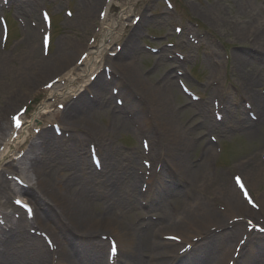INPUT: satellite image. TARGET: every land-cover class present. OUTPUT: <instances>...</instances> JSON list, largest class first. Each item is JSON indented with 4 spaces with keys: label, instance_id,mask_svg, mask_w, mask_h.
<instances>
[{
    "label": "bare ground",
    "instance_id": "bare-ground-1",
    "mask_svg": "<svg viewBox=\"0 0 264 264\" xmlns=\"http://www.w3.org/2000/svg\"><path fill=\"white\" fill-rule=\"evenodd\" d=\"M136 1L124 0L120 16L107 20L106 15L100 24L98 46L89 43L73 46L82 50L80 54H85L79 66L76 63L80 54L75 58L77 50H68L64 41L57 39L55 49L44 57L41 46L38 55V31H23V39L13 52L18 73L8 75L15 89L14 97L4 103L16 106L24 92L41 87L38 84L41 77L56 73L44 82L43 85L52 83L48 99L30 123L45 118L57 124L61 132L43 128L28 141L25 127L12 139L14 133L8 117L1 111L0 215L4 226L0 225V264H110L108 242L101 240V235L111 237L116 243L117 254L112 264H227L235 252L239 232H246L244 223L257 219L254 209L247 206L234 185L225 178L224 184H220V174L219 178H211L207 168L208 160L212 159L210 143L202 145L204 152L199 163L190 160L188 154L195 149L198 137L195 126L177 127L176 119L181 112L171 104V74H164L161 81L151 82L149 75L135 69V62L143 56L136 44L139 28L149 22L139 19L131 26L122 49L115 52L114 42L124 32V23L133 22L131 4ZM8 3L20 10L23 3L30 4V0H8ZM98 3L95 0L92 8ZM106 9L109 12L110 7ZM92 10L81 6L72 22L83 26L98 22V15L95 20ZM253 10L254 7L246 20L241 21V16L235 20V36L240 43H249L251 48L244 54L235 52L231 64L232 72L240 76L239 91L256 120L250 122L244 108L241 110L238 104L233 106L232 90L226 91V98L220 99L215 108H221L227 122L237 115H234L235 110L241 113L242 120L235 121L246 126L245 135L259 139L264 137L261 132L264 95L254 90L258 78L250 69L256 60H264V19ZM19 44L24 46L17 51ZM165 59L160 55L155 67L164 64ZM14 60L0 55V67ZM172 61L179 63L177 58ZM102 65L110 68L109 73L100 69ZM210 69L213 71L212 66ZM94 75L91 82L90 77ZM52 99L65 101L66 106L62 111L54 110ZM119 99L122 100L120 107L114 103ZM201 115L204 118L199 128L218 125L212 122L208 105L199 109L198 116ZM103 116H108L110 121L99 127L97 121ZM134 124L142 126V132L150 140L148 152L153 156L154 165L147 178L138 169L143 156L141 149L120 153L112 147V134H136L130 129ZM89 145H93L101 162L99 171L87 159ZM250 161L249 158L236 166L244 171L242 180L249 191L250 187L254 189L255 178L261 175L263 166L254 164L259 170L256 173L253 168H247ZM23 163L25 167H21ZM8 176H18L27 188L16 186ZM167 179L173 180L171 185L164 183ZM153 184L155 191L151 189ZM210 185L221 198L225 211L217 210L215 203L207 200ZM144 187L148 191L141 194L140 189ZM14 196L31 205V221L25 216L13 218L12 212L16 213L17 208L8 200ZM141 201H146L145 207L141 206ZM254 201L264 215V195ZM33 225L51 238L55 252H50L37 235L29 233ZM213 227L215 229L210 230ZM170 235L190 244L191 248L179 254L182 245L162 239ZM193 238L197 241L193 242ZM234 264H264V234H248Z\"/></svg>",
    "mask_w": 264,
    "mask_h": 264
},
{
    "label": "rangeland",
    "instance_id": "rangeland-1",
    "mask_svg": "<svg viewBox=\"0 0 264 264\" xmlns=\"http://www.w3.org/2000/svg\"><path fill=\"white\" fill-rule=\"evenodd\" d=\"M94 1L95 0H65L63 2L60 0H30V4L23 3L22 9L14 12H19L20 14L34 13L38 15V10L42 7H46L48 11L51 12L54 22L50 53L55 49L54 42L57 39L64 41L68 50L76 51V47L73 48V46H77L79 43H86L91 36H94L92 44L94 47L100 44L101 33L99 31L96 32L97 28L99 30L100 27L97 22L88 24L87 26H83L77 21L72 22L81 6L83 9H93L94 19L96 20L97 13L102 6V0H96L99 3L92 8ZM123 1L124 0L111 1L107 20L120 16L122 12L120 5ZM170 2L173 8L171 14H168L170 10L161 0H137L135 4H131L132 14L135 16L139 15L141 20L145 18L149 22L139 28L140 37L136 40V44L143 51V56L138 62H135V69L144 75H149L151 82L161 81L164 74H171V92H169L171 104H173L175 108L178 107V111L181 112L176 119L177 127L182 124L185 125L186 123L187 126L191 127L194 124L199 125L204 117L203 115L198 116L199 109L203 108V104H207L208 111H210L211 115V98L215 96V94L219 99L226 97L227 90H236V93L232 92L233 97H231V100L234 107L237 106L238 103L240 109H242L243 101L241 104L239 103L240 95H238H242L239 91L240 76L238 73L232 72L231 58L235 52L244 54L251 47L249 43H240L237 36H235V20L238 16H241V21L246 20L252 7H254L253 12L255 14H260L259 17L264 19V0H221L220 2L219 0H170ZM65 8L72 12L70 18H67L63 14ZM6 9L8 8L5 7L3 11H6ZM9 17L11 18V13ZM213 21L218 22L215 23ZM126 24H128V22L124 23V25ZM174 27H180L182 29L179 35L174 33ZM130 32V27L125 26L124 32L121 34L120 38L114 42L115 46L122 49L123 42ZM21 38V31L14 25L6 49L4 51L0 50V55L6 57L11 56L12 59H16L10 62L12 65L6 62L0 67V114L1 111H3V115L15 113L20 106L25 105L26 101L32 98L33 102L28 105L26 114L27 123L29 124V121L39 112L42 103L47 101V91H41V87H39L33 92H24L21 95L20 102L14 107L7 106L4 103L6 99L10 101V97H14L15 89L12 83L8 81V75H15L18 73L15 68L17 65V58L13 52L16 50V45L21 42ZM37 44L39 46V55L40 36L37 37ZM23 46L24 44H19L17 51L23 48ZM153 49L158 50V53L151 52ZM160 51L163 52L161 53ZM81 52L82 50L78 48L77 52H75V58ZM160 55H164L166 61L160 67L156 68L155 62ZM176 55H180L179 57L183 58L178 64H174L172 61ZM252 64L254 67H251L250 73L252 72V74H255V77L258 78V83L256 87H254V90L259 92L264 87V60L262 62L256 60ZM11 66L14 68H11ZM210 66H212L213 71L210 69ZM177 72L182 75L180 79L186 81V84L200 96V103L192 106L187 105L190 101L175 87L174 78L177 77ZM187 73L190 74V76H187ZM55 74L43 78L41 77L38 84L43 86L44 82L49 81ZM207 86L208 88H206ZM213 90H215V93L212 92ZM221 92L224 93L222 94ZM58 102L62 103L64 107L66 106L65 101L52 99V109L57 110ZM234 115L236 116L232 118L231 122H227L226 119L223 120V123L219 124L218 130L215 131L209 128L204 129V127L199 128V126H197L195 132L198 137L197 144H195V149L188 154L190 160L197 161V159H199V152L202 151L200 146L209 142L207 135H218L221 139V146L224 149L222 155L216 158L214 164L217 178H219V174L222 175L220 184H224L222 182V180H224L223 178L231 184L230 177L232 174L238 173L243 178L244 171L236 168V166L248 161L249 158L251 161L247 165V168H253L255 172L258 173L259 170L254 167V164L259 163L258 157L253 159L251 156L256 154L257 156L260 155V152H262L261 150L264 149V137L254 139L245 135L246 126H241L235 121V119L239 121L242 119L241 113L235 110ZM109 121L108 116H103L100 121H97V125L103 127V123H109ZM51 123V121L43 118L32 122L31 127L28 126L30 128H32L33 125L44 127L51 125ZM48 129L50 130L51 127ZM261 132L264 133V127L261 128ZM28 133L27 137L33 134L31 130ZM111 142L113 149L120 153L131 152L134 148L140 149L139 139L133 133H122L121 136L112 134ZM141 158H144V156ZM261 164L264 166L263 163ZM23 166L25 167L26 163H23L21 167ZM263 166L260 169L261 175L258 176L256 174L258 177L255 178L254 189L250 187L251 196L256 201L257 196L264 195ZM28 174L31 177L33 176L29 171ZM213 185L208 187L209 192L206 193V195H208V197H206L209 201L217 202L219 195H215ZM263 216L264 215L259 212L255 213L254 217H258L259 220L263 218ZM258 220L256 222H259ZM240 233L242 232H239V234Z\"/></svg>",
    "mask_w": 264,
    "mask_h": 264
},
{
    "label": "snow or ice",
    "instance_id": "snow-or-ice-1",
    "mask_svg": "<svg viewBox=\"0 0 264 264\" xmlns=\"http://www.w3.org/2000/svg\"><path fill=\"white\" fill-rule=\"evenodd\" d=\"M237 182L239 183V179L237 180Z\"/></svg>",
    "mask_w": 264,
    "mask_h": 264
}]
</instances>
